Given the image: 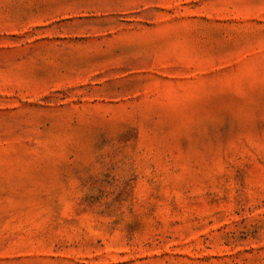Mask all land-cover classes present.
I'll return each mask as SVG.
<instances>
[{
  "label": "rangeland",
  "instance_id": "rangeland-1",
  "mask_svg": "<svg viewBox=\"0 0 264 264\" xmlns=\"http://www.w3.org/2000/svg\"><path fill=\"white\" fill-rule=\"evenodd\" d=\"M0 264H264V0H0Z\"/></svg>",
  "mask_w": 264,
  "mask_h": 264
}]
</instances>
